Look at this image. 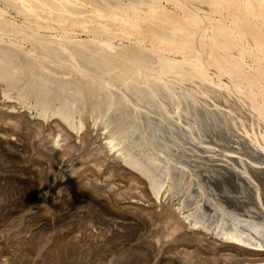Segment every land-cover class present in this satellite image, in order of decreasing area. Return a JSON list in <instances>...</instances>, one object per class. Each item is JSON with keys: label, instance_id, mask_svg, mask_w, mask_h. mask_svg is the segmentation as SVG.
Masks as SVG:
<instances>
[{"label": "rangeland", "instance_id": "rangeland-1", "mask_svg": "<svg viewBox=\"0 0 264 264\" xmlns=\"http://www.w3.org/2000/svg\"><path fill=\"white\" fill-rule=\"evenodd\" d=\"M13 9L6 7L4 18L21 24L23 16ZM56 27L43 33L61 34ZM74 33L78 40L91 37L82 29ZM24 41L29 49L31 42ZM89 62L82 69L97 73ZM96 63L101 75L104 62ZM70 64L65 60L57 67L63 73L50 76L43 65L30 66L31 75L40 72L43 79L20 80L15 88L0 80V264H264V246L220 230L219 220L230 224L237 218L256 222L252 231L264 239V155L237 143L230 121L217 110L227 98L216 100L220 105L212 110L172 82V90L186 97L174 104L166 101L170 94L160 93L169 103L164 109L137 93L136 100L122 98L126 85H92L80 69L67 73ZM41 83L49 88L46 114ZM71 83H84L75 98L67 92ZM113 96L116 108L108 109ZM66 101L74 102V110L65 108ZM61 107L74 127L58 113ZM137 165L162 180L159 192ZM244 169L249 175L241 174Z\"/></svg>", "mask_w": 264, "mask_h": 264}, {"label": "bare ground", "instance_id": "bare-ground-1", "mask_svg": "<svg viewBox=\"0 0 264 264\" xmlns=\"http://www.w3.org/2000/svg\"><path fill=\"white\" fill-rule=\"evenodd\" d=\"M0 1L4 4V7H0V80L7 83V88L12 85L15 88L20 80L33 82L38 77L42 80L44 76L42 73L40 76V72L31 75L28 71L30 66L41 64L44 66L43 70L49 69L47 75L50 76L58 70V66H63L65 60L71 62V69L66 71L67 73L71 74L70 71L76 72L80 69L81 76H86L88 83L104 84V89L111 87L110 85L119 88L120 84L126 85L124 90L122 89L125 92L122 91L123 94L120 95L122 98L124 94L135 100L139 95L142 96L140 100L147 99L148 96L163 108L166 101L175 104L186 97L185 95L181 99L182 95L175 89L172 90L170 83L174 82L175 86L188 90L192 98H201L211 109L212 106L220 105L216 104V100L227 98L224 103L221 100L224 105L218 100L222 105L217 106V110L221 108L225 121H230L237 143L245 144L250 151L260 150L264 155V0H166L173 6L164 4L163 0ZM6 7L16 9L13 10L19 12L24 21L18 24L16 20L14 22L4 18ZM56 26L62 29L61 34L53 31L43 33L44 29ZM76 29L86 31L91 37L87 38L88 40H78L74 36ZM4 36L17 37V41L11 39L7 40L10 42L8 43ZM24 40L31 42L29 49L25 50L21 45ZM124 40L132 42L124 44ZM38 53H43L45 57L38 58ZM88 53L93 54V57L89 55V63L97 64L99 60L104 62L101 75L98 74L100 70L97 67L100 64H86L97 73L82 69L81 65L88 61H85ZM175 53L180 54L178 59L171 56ZM148 57L152 59L150 64L146 63ZM66 82L68 84V81ZM32 84L36 87V83ZM80 85L74 84L75 87H72L71 83L67 92L69 90L73 98L79 96L83 92ZM32 86L29 87L30 92ZM38 88L41 91L40 87ZM43 88L41 86L46 98L39 101L42 103L41 113L46 114L49 88ZM25 90H28V87ZM25 90H22V94H25ZM52 90L48 92L52 93ZM165 92L172 96L168 97L172 100L166 99L164 103L160 93ZM115 97H110L108 109L116 108L118 99ZM64 105L66 109L75 108L73 101H66ZM191 106L193 107V104ZM65 108L61 107L58 113L74 127L75 124L69 121L70 113ZM178 109L174 112L175 116L179 114ZM183 110L186 109L183 107ZM184 124L183 121L182 126ZM124 158L129 161L127 156ZM138 168L149 177L154 191L159 192L162 180L154 179L151 170ZM244 173L249 175L246 169L241 172ZM254 189L258 193L261 188L256 185ZM219 222L222 234L228 238L249 245L264 246V239H257L252 231L258 229L256 222L241 223L237 218L230 224H225L222 220ZM242 224L244 226H241Z\"/></svg>", "mask_w": 264, "mask_h": 264}]
</instances>
